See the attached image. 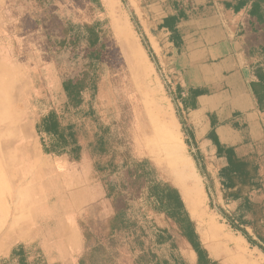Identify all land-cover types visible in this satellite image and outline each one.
Instances as JSON below:
<instances>
[{
    "label": "rangeland",
    "instance_id": "obj_1",
    "mask_svg": "<svg viewBox=\"0 0 264 264\" xmlns=\"http://www.w3.org/2000/svg\"><path fill=\"white\" fill-rule=\"evenodd\" d=\"M109 1L0 0V163L9 162L7 170L0 166V248L23 238L14 249L24 244L31 257L40 255L48 264H145L143 242L117 218L132 168L124 162L131 157L152 162L181 191L213 259L221 264H264V251L242 239L246 236L241 229L258 241L253 230L238 223L235 207H222L209 192L167 71L158 64L137 17L126 0ZM96 22L104 23L105 30V63L96 66L98 88L85 92L81 109L67 112L62 84L89 71L90 61L84 41L64 47L61 42L71 36L66 34L69 28ZM52 111L62 115L65 124H78L84 146L81 162L67 154L44 153L36 124ZM102 127L110 129L111 138L109 152L98 158L88 145ZM258 151L264 152V140ZM184 168L192 169L200 192ZM132 191L138 194V189ZM128 215L142 219L138 209ZM155 221L171 231L175 253L196 264V254L172 223L163 216ZM144 228L153 251L170 261V244L157 246L154 229L148 223ZM73 236L75 244L82 240L79 250L70 244ZM0 264L18 261L11 255L0 257Z\"/></svg>",
    "mask_w": 264,
    "mask_h": 264
},
{
    "label": "crops",
    "instance_id": "obj_2",
    "mask_svg": "<svg viewBox=\"0 0 264 264\" xmlns=\"http://www.w3.org/2000/svg\"><path fill=\"white\" fill-rule=\"evenodd\" d=\"M126 1L158 64L167 71L187 139L196 151L194 160L203 167L207 188L224 207L227 202L220 174L227 161L217 157V144L233 148L240 158L257 154L264 182V152L258 151L264 140V115L252 92L254 72L240 36L246 29L245 14L226 9V2L232 0ZM176 16L173 26L171 18ZM253 198L263 199L264 189ZM231 204L239 210V202ZM70 238L73 250H79L82 240L75 244L74 236ZM242 239L250 246L247 238ZM21 240L13 239L6 248H0V257L10 259Z\"/></svg>",
    "mask_w": 264,
    "mask_h": 264
},
{
    "label": "trees",
    "instance_id": "obj_3",
    "mask_svg": "<svg viewBox=\"0 0 264 264\" xmlns=\"http://www.w3.org/2000/svg\"><path fill=\"white\" fill-rule=\"evenodd\" d=\"M225 7L236 14H245L249 30H242L240 36L244 39L245 57L254 72V80L251 83L252 92L258 110L264 115V0H232L226 2ZM177 18V16L171 18L173 26ZM103 26L104 23L96 22L86 23L77 29L69 28L66 34L71 33V36L67 35L61 42V46L64 47L70 44L78 45L84 41L88 50L86 57L90 61L89 71L77 78L65 80L62 84L63 91L67 96L65 104L67 112L81 109L84 105L85 92L96 91L98 88L96 66L105 63V58H103L105 30ZM167 26V22L164 23V28ZM248 35L253 38L252 42L247 40ZM69 37L71 38L69 39ZM94 121L97 123L96 118ZM102 128L103 131L101 129V133L97 135L94 142L88 145V147H92V153L98 158L109 152L108 142L111 138L107 139L110 129ZM36 132L40 137L45 154L55 156L67 154L74 162H81L84 146L81 143L82 134H80L77 123L65 124L63 116L52 111L40 117L36 124ZM217 148V157L227 161V166L221 170L220 174L224 189L223 198L230 205H232L231 201L240 203L239 210L235 209L234 215L243 223L240 225H246L253 230L258 241H255L245 230L241 229L240 231L252 245H256L264 251V198L259 201H255L253 198L254 194H260L264 189L258 155L253 154L248 158H240L233 148H227L221 144H217ZM124 163L125 165L132 163V168L128 170L129 187L125 188L128 195L123 199L122 208L117 212V218L121 223L120 226L129 228L143 242L145 264H189L175 253L177 246L171 231L157 226L155 218L161 216L171 222L180 236L191 246L192 251L196 254V264H221L220 261L213 259L203 246L181 191L148 160L136 161L127 157V161ZM134 189H138V194L132 191ZM133 209H138L141 213L140 221L129 217L128 212ZM144 223H148V226L154 229L157 246L170 244L173 251L170 261L161 259L146 242L147 232ZM27 250L26 245L20 244L14 249L12 259H16L18 264H48L40 258V255L31 257ZM49 264L59 263L49 262Z\"/></svg>",
    "mask_w": 264,
    "mask_h": 264
},
{
    "label": "bare ground",
    "instance_id": "obj_4",
    "mask_svg": "<svg viewBox=\"0 0 264 264\" xmlns=\"http://www.w3.org/2000/svg\"><path fill=\"white\" fill-rule=\"evenodd\" d=\"M109 1V0H108ZM106 2H107V0H106ZM110 2V1H109ZM113 2V1H112ZM111 3V2H110ZM115 5V4H114ZM112 6V5H111ZM117 26H118V28H119V25H118V22L116 21L115 22V27H116V29H117ZM6 147L7 146H2V149L3 150H6ZM4 156V158H5V155H3ZM7 158V157H6ZM8 163L9 162H7V160L5 159V163H4V165L5 166H3L1 163H0V166L1 167H3V169L4 170H7V166H8ZM182 171L184 172V174H186V177L189 179V181L194 185V187H195V189H196V191L197 192H200V181L195 177V175H194V173H193V171H192V169L191 168H184V169H182ZM1 185V184H0ZM22 230H24V228H21L20 230H18V231H22ZM20 234H22L21 232H19Z\"/></svg>",
    "mask_w": 264,
    "mask_h": 264
}]
</instances>
